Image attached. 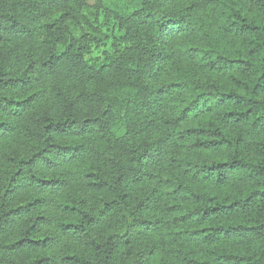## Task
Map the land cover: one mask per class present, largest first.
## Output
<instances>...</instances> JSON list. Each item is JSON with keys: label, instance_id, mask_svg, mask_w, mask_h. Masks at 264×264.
I'll return each mask as SVG.
<instances>
[{"label": "trees", "instance_id": "obj_1", "mask_svg": "<svg viewBox=\"0 0 264 264\" xmlns=\"http://www.w3.org/2000/svg\"><path fill=\"white\" fill-rule=\"evenodd\" d=\"M0 0V264H264V0Z\"/></svg>", "mask_w": 264, "mask_h": 264}, {"label": "rangeland", "instance_id": "obj_2", "mask_svg": "<svg viewBox=\"0 0 264 264\" xmlns=\"http://www.w3.org/2000/svg\"><path fill=\"white\" fill-rule=\"evenodd\" d=\"M96 4V0H86V6H87V9L86 11L87 12H91L93 11L94 7Z\"/></svg>", "mask_w": 264, "mask_h": 264}]
</instances>
